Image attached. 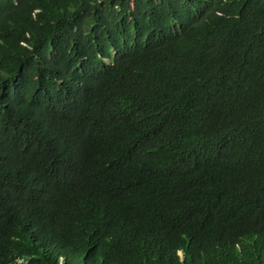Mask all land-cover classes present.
<instances>
[{"label": "trees", "instance_id": "16d2710c", "mask_svg": "<svg viewBox=\"0 0 264 264\" xmlns=\"http://www.w3.org/2000/svg\"><path fill=\"white\" fill-rule=\"evenodd\" d=\"M0 264H264V0H0Z\"/></svg>", "mask_w": 264, "mask_h": 264}]
</instances>
